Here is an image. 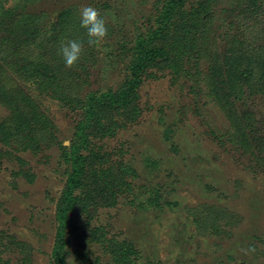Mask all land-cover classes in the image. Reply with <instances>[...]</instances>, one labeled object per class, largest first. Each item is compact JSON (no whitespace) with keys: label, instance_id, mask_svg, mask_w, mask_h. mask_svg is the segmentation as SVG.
I'll use <instances>...</instances> for the list:
<instances>
[{"label":"rangeland","instance_id":"1","mask_svg":"<svg viewBox=\"0 0 264 264\" xmlns=\"http://www.w3.org/2000/svg\"><path fill=\"white\" fill-rule=\"evenodd\" d=\"M0 264H264V0H0Z\"/></svg>","mask_w":264,"mask_h":264},{"label":"clouds","instance_id":"2","mask_svg":"<svg viewBox=\"0 0 264 264\" xmlns=\"http://www.w3.org/2000/svg\"><path fill=\"white\" fill-rule=\"evenodd\" d=\"M79 15L81 27L87 31L88 44L95 46L103 42L108 35V29L101 12L97 8L88 5L79 9ZM82 53L83 44L77 40L62 43L59 48V54L62 56L67 68L76 66Z\"/></svg>","mask_w":264,"mask_h":264},{"label":"trees","instance_id":"3","mask_svg":"<svg viewBox=\"0 0 264 264\" xmlns=\"http://www.w3.org/2000/svg\"><path fill=\"white\" fill-rule=\"evenodd\" d=\"M80 175H81L80 171L74 170L65 185V191H64L63 196L61 197L62 205L57 210V216H56L57 219L61 218V223L63 222L62 218L66 217V214L75 207V204H77L76 200H77L78 195L75 194V191L81 187L84 188L86 192L89 189V187L88 189H86L87 187L81 183L82 178L80 177ZM62 231L59 229L58 232L61 233ZM56 248H57V245H56Z\"/></svg>","mask_w":264,"mask_h":264}]
</instances>
